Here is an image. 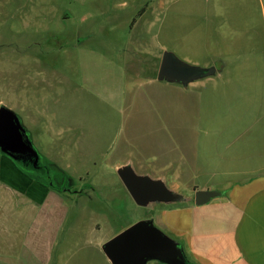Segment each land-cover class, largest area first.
Here are the masks:
<instances>
[{
  "label": "crops",
  "instance_id": "1",
  "mask_svg": "<svg viewBox=\"0 0 264 264\" xmlns=\"http://www.w3.org/2000/svg\"><path fill=\"white\" fill-rule=\"evenodd\" d=\"M98 1L73 0L75 8L62 14L63 22H73L81 10ZM151 4V19L166 24V44L159 49L166 48L191 66L214 67L215 75L186 86L159 81L161 53L147 55L152 60L148 58L143 71L139 49L148 38L135 37L139 51L133 76H123L114 67L119 78L114 76L115 82L104 89L106 96L88 83L70 84L52 113L58 137L68 140L81 158L112 171L129 161L127 147L133 145L138 173L164 177L175 192L181 185L189 201L168 205L165 221L159 224L181 246L190 264H264V0H153ZM147 8L140 10V18ZM178 25L191 27L176 37ZM67 35L76 46L95 37L91 32L67 31L59 40L68 39ZM153 38L159 41L157 33ZM102 40L119 39L105 34ZM102 48L104 56L96 47L85 55L105 58L108 50L112 52L110 44ZM115 51L117 55L121 50ZM126 126L131 129L127 140ZM197 191L220 196L196 206ZM122 192L129 197L124 188ZM55 193L0 154L1 208L7 205L13 210L18 202L29 226L30 214L40 218L52 200L62 217L66 202ZM32 226L31 241L30 230L25 229L24 245L28 250L33 246L34 254L26 250L20 263L42 264L41 251L52 231ZM8 232L0 227V236Z\"/></svg>",
  "mask_w": 264,
  "mask_h": 264
},
{
  "label": "rangeland",
  "instance_id": "2",
  "mask_svg": "<svg viewBox=\"0 0 264 264\" xmlns=\"http://www.w3.org/2000/svg\"><path fill=\"white\" fill-rule=\"evenodd\" d=\"M152 1L99 0L81 10L73 22H63L62 14L75 8L73 0H0V107L9 109L19 118L39 158L53 164L48 166V181L64 190L59 194L66 202L60 217L59 209L53 206L52 200L48 201L43 216L35 218L30 214L29 226L22 218L23 208L18 207V202L13 210L7 205L0 207V227L9 230L0 236V264H23L20 259L28 250L24 245L28 239L25 229L32 225H43L52 231L50 242L41 251L45 257L42 264H109L102 253V245L121 229L140 220H152L166 234L159 223L165 221L168 207L157 205L150 210L136 206L124 196L116 168L112 171L81 158L67 144L68 140L58 137L59 127L52 120L55 105L70 84L88 83L104 97V89L115 82L114 76L119 78L118 69L114 67H119L123 76H133L139 50L143 51V71L149 59L152 60L147 55L161 53L162 56L167 51L159 49L166 44L163 37L166 24L151 19ZM123 2L125 6L120 5ZM146 6L147 23L143 22L145 17L138 15ZM83 13L85 19L80 20ZM185 27L191 26H176L175 36L182 37ZM67 31L91 32L95 37L94 40H80L76 46L69 35L68 39L59 40ZM156 33L159 41L152 39ZM105 34L119 40L104 42ZM135 37H147L148 41L142 42L143 48L138 50L139 41ZM106 44L112 46V52L108 50L105 58L85 55L91 47H96L104 56L106 51L102 47ZM114 48L121 51L116 55ZM130 130L126 126V140ZM131 138L134 140V130ZM129 146L124 148H130L129 161L135 164V147ZM177 172L181 176V170ZM177 188V193L188 197L181 185ZM34 250L32 246L28 254L33 255Z\"/></svg>",
  "mask_w": 264,
  "mask_h": 264
},
{
  "label": "water",
  "instance_id": "3",
  "mask_svg": "<svg viewBox=\"0 0 264 264\" xmlns=\"http://www.w3.org/2000/svg\"><path fill=\"white\" fill-rule=\"evenodd\" d=\"M215 73L214 67L191 66L172 53L164 52L157 79L186 86L214 76ZM0 152L14 162H29L34 168H37L40 160L19 118L5 107H0ZM115 172L130 199L138 207L152 210L157 205L168 206L189 201L186 196L169 188L164 177L140 174L130 161L116 167ZM219 196L220 193L215 191H197L193 202L201 206ZM102 253L110 264H190L181 246L158 229L150 219L132 224L105 242Z\"/></svg>",
  "mask_w": 264,
  "mask_h": 264
},
{
  "label": "trees",
  "instance_id": "4",
  "mask_svg": "<svg viewBox=\"0 0 264 264\" xmlns=\"http://www.w3.org/2000/svg\"><path fill=\"white\" fill-rule=\"evenodd\" d=\"M0 154H2L0 152ZM10 159V158H9ZM11 160V159H10ZM42 160V161H41ZM44 159H40V171H34L31 167L29 166H25L21 163L18 162H14L13 160H11L15 166L18 168V170L23 173L24 175H26L27 177H29L30 179L37 181L38 183L42 184L43 186H45L46 188H48L49 190L55 191L57 193H63L64 190L57 188L56 186L53 185V183L50 184V181H48V176L50 174V168L48 166H53V164L51 163H47L45 161H43ZM44 162V164L42 163ZM39 172V173H38ZM38 174L47 177L45 180L41 179V177L38 176Z\"/></svg>",
  "mask_w": 264,
  "mask_h": 264
},
{
  "label": "flooded vegetation",
  "instance_id": "5",
  "mask_svg": "<svg viewBox=\"0 0 264 264\" xmlns=\"http://www.w3.org/2000/svg\"><path fill=\"white\" fill-rule=\"evenodd\" d=\"M39 163H40V160H39ZM39 163H38V166H37V168H34L33 166H32V164L31 163H29V162H27V163H24L23 165H25V166H29V167H31L34 171H40V165H39Z\"/></svg>",
  "mask_w": 264,
  "mask_h": 264
}]
</instances>
